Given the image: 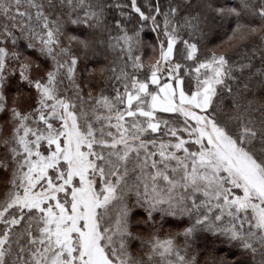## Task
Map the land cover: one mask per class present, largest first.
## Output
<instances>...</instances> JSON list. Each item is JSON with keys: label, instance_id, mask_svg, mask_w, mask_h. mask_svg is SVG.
<instances>
[{"label": "snow or ice", "instance_id": "snow-or-ice-1", "mask_svg": "<svg viewBox=\"0 0 264 264\" xmlns=\"http://www.w3.org/2000/svg\"><path fill=\"white\" fill-rule=\"evenodd\" d=\"M0 187V264H264V0H0Z\"/></svg>", "mask_w": 264, "mask_h": 264}, {"label": "trees", "instance_id": "trees-1", "mask_svg": "<svg viewBox=\"0 0 264 264\" xmlns=\"http://www.w3.org/2000/svg\"><path fill=\"white\" fill-rule=\"evenodd\" d=\"M222 2H223V0H222ZM232 2H235V0H232ZM145 39H146V40H153V36H152L151 34H149V35L145 36ZM222 39H224V36H223V34H220L219 37L216 38L215 40H213L212 43H214V44H216V43H220V41H221ZM152 55H153V53H152L151 49H149V48H147V47L143 49V59H144L145 61H147V59H148L150 56H152ZM233 55H234V54H233ZM241 55H243V53H241ZM247 55H249V56H253V55H255L256 58L254 59L253 63L255 64V66H256L257 68H259V67L261 66V61H260V59H259V52H257L256 54H253L252 51H251V45H249V49H248ZM234 58H236L235 55H234ZM112 59H113V56H112L111 54L108 55V60H104L103 57H101V64L96 65V67H98V68H99V67H102V66H103V67H107V66H109L110 61H111ZM107 75H108V73L106 72V73H105V76H107ZM245 76H247V73H245ZM98 79H100L101 82H103V78H98ZM241 79L243 80L244 77H241ZM96 90L98 91L99 88H97ZM2 192H3V188L0 187V194H2Z\"/></svg>", "mask_w": 264, "mask_h": 264}]
</instances>
